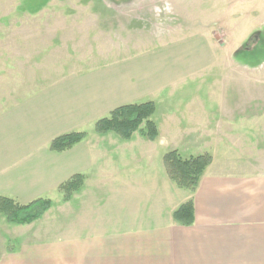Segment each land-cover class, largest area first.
Returning <instances> with one entry per match:
<instances>
[{
	"label": "crops",
	"instance_id": "1",
	"mask_svg": "<svg viewBox=\"0 0 264 264\" xmlns=\"http://www.w3.org/2000/svg\"><path fill=\"white\" fill-rule=\"evenodd\" d=\"M136 3L49 0L20 15L19 32H4V47L14 41L23 65L18 81H4L5 121L21 135L0 174L29 178L0 196L25 204L58 192L62 212L49 229L66 235L23 244L0 264H264V124L247 113L250 98L221 99L214 85L206 96L173 97L183 89L146 47L147 20L127 10ZM100 6L110 14L76 15ZM16 86L19 95L7 91ZM190 88L198 93L203 83ZM147 101L155 104L154 140L94 132L115 107ZM69 132L86 136L49 149ZM171 150L211 155L193 192L168 178L162 158ZM74 175L83 182L65 201L58 186ZM189 199L194 220L183 225L172 215Z\"/></svg>",
	"mask_w": 264,
	"mask_h": 264
},
{
	"label": "rangeland",
	"instance_id": "2",
	"mask_svg": "<svg viewBox=\"0 0 264 264\" xmlns=\"http://www.w3.org/2000/svg\"><path fill=\"white\" fill-rule=\"evenodd\" d=\"M46 1L49 0H0V102L5 92L4 81H18L19 69L23 65L19 48L14 46V41L11 47H4V43L8 42L4 40L3 34L19 32L20 15H25L26 10L29 13L44 10L42 6ZM130 1H135L137 3L133 5L142 7L127 10H133L135 15L147 20L146 25H140L149 28L146 30L148 32L144 33L146 41H149L146 47L153 50L157 59L162 60L166 71L171 73L170 79L183 89L173 97L186 99L193 95L206 96L208 87L214 85L216 89L218 87L221 99L250 98L251 104L247 105V113L252 112L253 121L261 119L264 124V0ZM80 12L76 15L94 14L105 17L110 14L108 9L102 6ZM153 20L156 27L152 25ZM238 49L243 51L233 55ZM10 52L13 59L12 71L5 74V63L10 57L7 53ZM44 53L45 51L42 54ZM198 82L203 83V89L197 93L190 87ZM216 83L218 85H215ZM9 90L17 96L24 89L16 86L7 89ZM1 104L0 162H6L11 160L9 149L12 141L20 138L21 133L6 123ZM222 114L221 117L224 118ZM186 154L188 153H181L184 156ZM13 170L14 168H11V171ZM4 173L0 174V189H14L20 185L21 180L29 178H20L16 173ZM59 196L56 191L42 196L53 201V209L47 216L27 225L8 223L0 214V255L19 250L28 242L58 234L66 235L64 229H59V233L55 229L53 231V228L49 229L53 226L50 225L52 219H57V214L62 212L58 202ZM18 200L21 201L20 198Z\"/></svg>",
	"mask_w": 264,
	"mask_h": 264
},
{
	"label": "trees",
	"instance_id": "3",
	"mask_svg": "<svg viewBox=\"0 0 264 264\" xmlns=\"http://www.w3.org/2000/svg\"><path fill=\"white\" fill-rule=\"evenodd\" d=\"M155 111L152 101L124 104L115 107L109 115L94 123V132L104 134L109 131L116 133L122 139H129L136 131H141L149 140L157 137V127L151 119ZM86 136L85 132H69L59 135L50 141L49 149L61 152L80 142ZM163 165L168 178L175 185L191 192L195 190L205 168L211 163L208 153L183 158L178 151L171 150L163 155ZM83 182L81 175H74L58 186L63 200H67L72 192ZM51 206L48 198H37L21 204L14 199L0 196V214L11 224L27 225L40 218ZM173 219L183 225H191L194 220L192 199L181 204L174 212Z\"/></svg>",
	"mask_w": 264,
	"mask_h": 264
},
{
	"label": "flooded vegetation",
	"instance_id": "4",
	"mask_svg": "<svg viewBox=\"0 0 264 264\" xmlns=\"http://www.w3.org/2000/svg\"><path fill=\"white\" fill-rule=\"evenodd\" d=\"M241 51H243V49H240L237 53H239V52H241ZM235 56H236V54H235Z\"/></svg>",
	"mask_w": 264,
	"mask_h": 264
}]
</instances>
